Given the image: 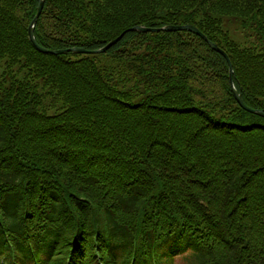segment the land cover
<instances>
[{
	"label": "trees",
	"instance_id": "16d2710c",
	"mask_svg": "<svg viewBox=\"0 0 264 264\" xmlns=\"http://www.w3.org/2000/svg\"><path fill=\"white\" fill-rule=\"evenodd\" d=\"M43 1L226 58L0 0V264H264V0Z\"/></svg>",
	"mask_w": 264,
	"mask_h": 264
},
{
	"label": "water",
	"instance_id": "95a60500",
	"mask_svg": "<svg viewBox=\"0 0 264 264\" xmlns=\"http://www.w3.org/2000/svg\"><path fill=\"white\" fill-rule=\"evenodd\" d=\"M43 5H44V1L43 0H38V7H37V12H36V15L34 17V19L31 21L30 25H29V30H28V36H29V39L31 41V43L34 45V47L42 52V53H46V54H53V55H59V54H65L66 52H72V53H91V54H101V53H104L106 51H108L111 47H113L115 44H117L121 38L123 37V35L126 33V32H138V33H145V32H158V31H165V32H177V31H188V32H191L193 34H196L197 36H200L201 38L205 39L207 41V39L196 29L194 28L193 26H167L165 28H161V29H150V28H145V27H140V26H137V27H133L125 32H123L119 37L115 38L114 40H112L111 42H109L105 47L101 48V49H98V50H95V51H85L83 49H79V48H73L71 50H68V51H48V50H45V49H42L40 48L36 42H35V38H34V33H33V30H34V26L35 24L37 23V20L41 14V11L43 9ZM208 42V41H207ZM209 45L211 46V48L217 52H219L220 54H222L223 56L224 53L222 51H220L216 45H213L212 43L208 42ZM226 58V56H225ZM229 74H230V77H231V74H232V69H231V65H229ZM230 86H231V91L236 99V101L238 102V104L246 109V107L244 106V104L242 103V100L240 98V96L237 94V92L235 91L234 87H233V84L230 80ZM260 114V113H259Z\"/></svg>",
	"mask_w": 264,
	"mask_h": 264
},
{
	"label": "rangeland",
	"instance_id": "374dc122",
	"mask_svg": "<svg viewBox=\"0 0 264 264\" xmlns=\"http://www.w3.org/2000/svg\"><path fill=\"white\" fill-rule=\"evenodd\" d=\"M239 26L240 24L236 20L224 19L221 29L224 31L223 33H227L229 40L240 47L257 45L264 48V37L259 39L255 34L250 36L248 32L242 33Z\"/></svg>",
	"mask_w": 264,
	"mask_h": 264
}]
</instances>
